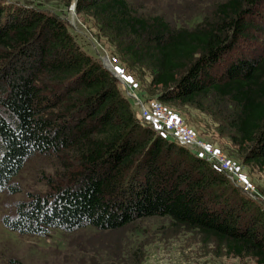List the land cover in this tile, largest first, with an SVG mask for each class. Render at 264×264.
I'll list each match as a JSON object with an SVG mask.
<instances>
[{"label": "trees", "instance_id": "1", "mask_svg": "<svg viewBox=\"0 0 264 264\" xmlns=\"http://www.w3.org/2000/svg\"><path fill=\"white\" fill-rule=\"evenodd\" d=\"M74 1L116 58L148 71L160 101L219 103V132L264 171V0L218 2L192 28L143 14L144 0H0V188L13 190L35 154L52 156L62 171L2 224L44 236L168 217L172 228L264 264V203L137 115L118 78L77 43L64 17ZM243 40L260 50L231 58Z\"/></svg>", "mask_w": 264, "mask_h": 264}, {"label": "rangeland", "instance_id": "2", "mask_svg": "<svg viewBox=\"0 0 264 264\" xmlns=\"http://www.w3.org/2000/svg\"><path fill=\"white\" fill-rule=\"evenodd\" d=\"M221 1L224 0H144L137 9L147 16H163L173 28H192L204 17L211 16L215 4ZM70 6L64 17L73 27L77 43L103 65L104 57L114 61L113 71L118 72V80L137 115L141 117L142 107L160 102L184 121L198 141L223 154L236 166V173L232 175L237 184L226 176L234 186L251 199L264 203V171L243 162L238 147L219 132L216 120L223 112L213 105L219 103H205L208 101L201 99L202 107H198L179 101H160V89L151 82L148 71L130 67V62L121 60L119 55L116 58L114 45L103 37L93 36L88 28L90 23L76 15ZM250 42H240L231 58L257 53L260 50L256 49L257 43ZM190 148L203 149L196 145ZM57 171L62 172L52 156L35 154L11 180L13 190L0 188V264H12V261L20 264H256L251 257L227 253L213 239L204 241L196 232L172 228L168 217H144L116 229L52 228L44 236L22 235L7 229L2 217L14 215L17 205L30 195L49 192L50 186L59 180Z\"/></svg>", "mask_w": 264, "mask_h": 264}, {"label": "built area", "instance_id": "3", "mask_svg": "<svg viewBox=\"0 0 264 264\" xmlns=\"http://www.w3.org/2000/svg\"><path fill=\"white\" fill-rule=\"evenodd\" d=\"M104 66L109 69L115 77L119 78L118 72L113 71L114 61L109 57H104ZM141 118L145 121L154 132L168 136L175 140L178 144L191 147L193 145L202 146V150H196L200 156H203L207 161L212 162L222 171L227 177L232 178V173H236V166L232 164L223 154L214 151L211 147H207L202 142L198 141L193 131H191L184 121L169 110L164 108L160 102H155L151 107H142ZM237 184V183H236ZM249 191L248 188L243 187Z\"/></svg>", "mask_w": 264, "mask_h": 264}, {"label": "water", "instance_id": "4", "mask_svg": "<svg viewBox=\"0 0 264 264\" xmlns=\"http://www.w3.org/2000/svg\"><path fill=\"white\" fill-rule=\"evenodd\" d=\"M72 9H74V7H75V1L72 3Z\"/></svg>", "mask_w": 264, "mask_h": 264}]
</instances>
